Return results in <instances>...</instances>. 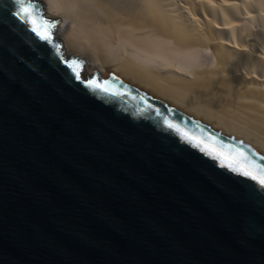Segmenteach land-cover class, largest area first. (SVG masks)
Wrapping results in <instances>:
<instances>
[{
	"label": "water",
	"instance_id": "water-1",
	"mask_svg": "<svg viewBox=\"0 0 264 264\" xmlns=\"http://www.w3.org/2000/svg\"><path fill=\"white\" fill-rule=\"evenodd\" d=\"M20 7L0 0V264H264V160L82 77Z\"/></svg>",
	"mask_w": 264,
	"mask_h": 264
},
{
	"label": "bare ground",
	"instance_id": "bare-ground-1",
	"mask_svg": "<svg viewBox=\"0 0 264 264\" xmlns=\"http://www.w3.org/2000/svg\"><path fill=\"white\" fill-rule=\"evenodd\" d=\"M36 1L82 77L113 76L264 160V0Z\"/></svg>",
	"mask_w": 264,
	"mask_h": 264
},
{
	"label": "snow or ice",
	"instance_id": "snow-or-ice-1",
	"mask_svg": "<svg viewBox=\"0 0 264 264\" xmlns=\"http://www.w3.org/2000/svg\"><path fill=\"white\" fill-rule=\"evenodd\" d=\"M17 3L21 5L20 7V13L30 19V22L32 23L33 27L32 30L37 33L38 36H40L41 39L45 41H51L53 39L51 29L55 27L54 24L43 20L39 23L35 19H31L33 17V11L31 10V4H25L24 0H17ZM80 65L76 64L74 62V71L79 78L80 75ZM246 175H250V173H245ZM253 179H259V183L264 185V172H261L258 176H253Z\"/></svg>",
	"mask_w": 264,
	"mask_h": 264
},
{
	"label": "rangeland",
	"instance_id": "rangeland-1",
	"mask_svg": "<svg viewBox=\"0 0 264 264\" xmlns=\"http://www.w3.org/2000/svg\"><path fill=\"white\" fill-rule=\"evenodd\" d=\"M38 4L40 5V11L43 13V15L46 16V5L44 3L42 4V2H40V1H38ZM53 20H54L53 24L55 25V27L52 29V34H53L52 36L55 37L54 38V39H56L55 41L59 44V46L61 48V52L64 54L65 53L64 52V43L56 37V30H57L58 26L60 25L61 21L57 20V19H53ZM77 58L82 60V69H83L86 65V60L84 58H81V57H77ZM95 76H102V75H95Z\"/></svg>",
	"mask_w": 264,
	"mask_h": 264
}]
</instances>
